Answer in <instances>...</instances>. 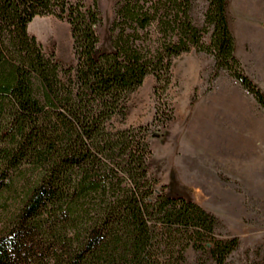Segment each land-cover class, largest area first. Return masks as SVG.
<instances>
[{"label":"trees","instance_id":"16d2710c","mask_svg":"<svg viewBox=\"0 0 264 264\" xmlns=\"http://www.w3.org/2000/svg\"><path fill=\"white\" fill-rule=\"evenodd\" d=\"M207 1L201 27L192 0H118L113 50L97 53L96 1L0 0V209L15 205L0 264H184L189 247L227 264L238 238H219L214 214L149 172L150 126L113 124L149 74L168 84L174 59L193 48L264 107L235 55L227 0ZM38 15L70 23L75 64L29 32Z\"/></svg>","mask_w":264,"mask_h":264},{"label":"rangeland","instance_id":"374dc122","mask_svg":"<svg viewBox=\"0 0 264 264\" xmlns=\"http://www.w3.org/2000/svg\"><path fill=\"white\" fill-rule=\"evenodd\" d=\"M83 1H96L101 11L97 53L112 51L118 0ZM192 2L191 15L202 27L208 1ZM227 16L235 55L264 93V0H227ZM28 30L47 53L65 65L76 63L68 21L38 15ZM203 39L209 44L211 32ZM113 124L150 126L149 172L169 195L214 214L219 238H238L227 264H264V107L227 69L215 66L212 53L193 48L176 57L168 84L149 74L127 99L125 116H116ZM14 206L0 209V233L7 232ZM44 251L50 255V248ZM184 264L216 262L208 249L189 247Z\"/></svg>","mask_w":264,"mask_h":264}]
</instances>
